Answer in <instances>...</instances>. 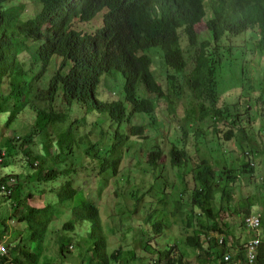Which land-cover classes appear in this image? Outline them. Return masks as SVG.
<instances>
[{"label": "trees", "instance_id": "1", "mask_svg": "<svg viewBox=\"0 0 264 264\" xmlns=\"http://www.w3.org/2000/svg\"><path fill=\"white\" fill-rule=\"evenodd\" d=\"M36 1L41 4L37 13L19 17L9 7L11 0H0V106L3 99L12 100L13 103L8 101L6 107H13V112L19 118L18 126L24 128L20 136L9 140L12 147L0 160V242L7 250L6 253H0V264H42L39 251L48 225L43 219L49 213L50 205L47 201L52 199L53 189L43 188L38 192L36 189L41 187L30 182L36 178L40 182L43 178L65 175L64 171L56 168H49L45 173L39 170L34 172L33 168L28 167L33 165L34 157L29 156L30 159H23L24 163H16L15 168L8 169L11 166L9 153L13 160L20 154L22 147L36 144L35 140L39 137L42 141H50L48 145L42 143L41 149L45 147V150L52 152L55 147L54 138L58 135L61 140L72 137L69 130L72 129L71 124L75 121L76 124L85 123L80 112L88 115L93 109L106 113L114 124L129 125V133L123 143L128 142L131 136L141 138L137 140H146L149 138L148 134V138L145 137L146 127L157 129L155 123L159 100L167 102L174 109L177 104H181L189 106L187 109L191 110L194 104V116L185 120L186 125L180 130L179 141L171 142L169 153L174 168L188 164L190 139L195 141V149L203 142H208L207 131L200 127L194 129L198 122L207 119L212 120L211 127L215 133L211 142L218 145L219 150L225 149L224 153H228L222 142L235 141V145L242 151L246 162L242 161L240 167L228 170L226 175L217 176L210 165H203L201 162L192 167L195 181L193 210L188 216L195 224H199V228L193 236L187 238L185 246L205 252L210 258L209 264H248L249 243L229 247L227 232L222 231L215 221L223 219V203L232 198L227 193L229 180L234 182L242 175H249L252 179L258 167L254 164V158H250L251 155L247 153L253 146V141L250 140L249 143L247 140L246 128L251 122L248 113L250 106L245 107V111L241 113L227 101H224V107H218L217 103L223 95L221 86L225 81V70L230 67L236 72L243 70L236 58L243 48L235 44L233 37L249 32L254 39V49L264 53V0ZM204 23L210 33L209 39H204L199 31ZM86 25L93 27L92 30L82 28ZM23 54L26 56L21 57ZM153 55L161 58V69L167 72L168 90H165V86L155 75ZM190 58L193 59V69L189 78L185 79L187 83H184L180 79L191 66ZM47 74L50 76L47 77ZM112 74H120L123 78V99L102 101L98 97L99 87L103 78ZM261 87L264 92L263 83ZM254 101L260 108L257 111L264 122V95L261 93ZM27 106L32 108L28 109ZM70 110L73 113L76 111L74 114L77 116L72 120L68 118V121L67 112ZM23 113L27 116L23 117ZM33 113L36 115L35 121L32 119V127L26 130L24 122H28ZM140 115L151 117L150 125H134V119ZM65 123V127L50 128L52 124ZM219 124L228 128L222 135L218 131L221 126ZM162 129L170 133L168 128ZM64 131L69 134L62 133ZM54 133L57 134L55 137ZM75 134L77 135V131L73 133L74 137ZM157 147L161 148V145ZM117 150L118 147H115L112 154L115 155ZM250 151L251 154L259 151L257 155L264 156V148L261 152ZM26 152L29 150H25ZM42 152L43 150L39 152L40 155ZM95 152L100 155L108 154L98 150ZM160 156L161 150L154 152L150 162L155 163ZM119 159L121 153L119 158L114 157L115 174ZM43 161L47 164L50 160L44 158ZM23 167L25 173L32 171L27 176L30 179L26 184L30 183L32 187L28 190H23L26 185L22 180ZM76 175L62 183L61 191L56 194L59 200L75 198L78 192L74 187ZM261 179L264 182V177ZM218 192L221 195L216 199ZM182 203V200L177 202V209L181 208ZM227 211L231 212V205L227 207ZM73 212L76 221H86L85 232L91 239L89 249L92 251L89 263L94 264L92 259H96L95 264H109L105 243L99 244L104 239L101 235L102 218L99 208L90 201H83L81 207ZM258 213L263 215V228L257 264H264V207L237 212L236 216L242 217L244 224L247 217ZM10 218L26 223L28 237L33 244L26 247L20 243L21 240H9L7 243L2 240L3 234L12 228L8 224ZM209 220L214 221L212 228L209 227ZM74 224L73 220L64 224L66 233L57 242L59 253L63 257L71 253L73 248L71 235L67 232ZM165 227L163 222L152 224L151 240L143 248L145 258L135 256L134 259L145 260L148 253L152 252V258L146 264H191L186 261L181 243L166 241V245L161 246ZM248 233L253 237L257 235V232L251 230ZM217 236L223 237L221 244ZM203 238H207V241L204 242ZM120 252V249L116 250V254H112L113 258L118 259ZM157 254L161 257L153 259ZM228 254L231 255L230 261L226 260ZM84 257L82 264L87 260L86 254ZM43 264L60 262L47 259Z\"/></svg>", "mask_w": 264, "mask_h": 264}, {"label": "rangeland", "instance_id": "2", "mask_svg": "<svg viewBox=\"0 0 264 264\" xmlns=\"http://www.w3.org/2000/svg\"><path fill=\"white\" fill-rule=\"evenodd\" d=\"M9 7L21 17L25 14L37 13L41 8V4L36 0H11ZM82 28L90 31L93 27L86 25ZM199 31L204 39L210 38L206 23L199 28ZM247 39L248 41H246ZM233 40L237 46L243 48L236 58H238L237 63L242 64L240 68L244 72L243 70L236 72L232 67L225 70V81L221 86L223 95L221 99L219 98L217 106L224 107V101H227L235 105L241 113L245 111V107L250 106L248 113L251 122L246 123V128L248 129L247 140L249 143L252 140L253 146L247 150L249 151L247 153L251 155L250 158H254V164H257L258 167L252 179L249 175H242L238 180L232 179L234 182L229 180L227 193L232 198L226 199L225 201L227 202L223 203L224 210L221 212L223 219L215 222L219 223V228L222 231L227 232L228 240L239 247L238 238L244 244L243 238L253 237V235L248 233L249 230L245 228L242 217L238 218L236 213L264 207V182L261 179L264 177V156L257 155L259 151L254 154H251L250 151L260 150L261 152L264 148L263 117L259 115L257 109L260 108L254 101V98L261 93L264 95L263 86L261 87L262 83L264 85V53L261 55L254 49V39L249 32L235 36ZM25 56L26 54H23L21 57ZM153 59L155 60V75L165 86V90H168L167 72L161 69V58L153 55ZM189 61L191 66L180 79L184 83H187L185 79L189 78L193 69V59L190 58ZM234 73L244 75L236 76L233 75ZM46 76L49 77L50 75L47 74ZM123 82L120 74L104 77L98 91L99 99L102 101L123 99ZM252 85L254 88H252ZM8 101L13 103L12 100L3 99V103L0 106V149L5 150L6 154L7 150L12 147L9 144V140L20 136L24 131L23 127L18 126L19 118L13 112V107H6ZM21 105L23 106L24 104L21 103ZM192 105L193 108L194 104ZM27 107L28 109L32 108L31 106ZM187 108L190 107L177 104L176 109H174L167 102L159 100V110L155 123V128L157 129L148 126L145 133L146 138L149 136L148 139L137 140L141 138L131 136L128 142L125 143H123V140L126 139L125 137L129 133L128 124L123 126L114 124L106 113L97 109H93L88 115H85L83 111H79L85 123L79 122V124H76V121L72 123V129L69 128L72 132V137L69 136L68 139L61 140L60 136H56L57 134L54 133V137L56 136L53 140L55 147L52 152L45 150V147L41 149L42 143L43 145H48L50 141H42L41 137H39L35 140L36 144L22 147L20 154L18 153L13 160L9 153L11 166L8 169L15 168L14 165L16 163L18 165L24 163L23 159L28 160L34 157L33 161L34 163L38 162V165L35 166L33 163V165L28 166L33 168L34 172L37 167L39 169L36 171L39 170L42 173H45L49 168H56L65 172L64 177L59 175L54 178H43L40 182L36 178V180L30 182H35V186L41 187L36 189L38 192L43 188L53 189L52 199L47 201L48 205H50V210L43 219V222L45 224L48 223V225L42 249L39 251L42 264L47 259L57 260L60 264H82V258L85 254L87 255V260L83 264H90L92 251H90L89 245L91 244V239L85 232L86 221H76L73 215V210L80 208L83 201L93 202L100 209L102 218L101 235L104 239L99 241V244L105 243V252L110 261L109 264H146L152 258V252L148 253L149 256L145 260H140L139 258H145L146 253L143 252V248L151 240L152 224L157 222H163L166 226L163 228L165 236L161 246L166 245V241L172 243L174 240L176 244L181 243L188 263H210V258L205 252H199L196 248L185 246L187 245V238L193 236L195 230L199 228V224H195L188 216L189 212L193 210L192 193L195 181L193 180L192 167L197 162H201L203 165L208 164L219 176L226 175L230 169L240 167L241 162L245 160L242 156V151L239 150L237 144V146L235 145V141L222 142L224 147L231 153H224L225 149L221 151L218 145H214L211 142L215 138V133L213 127H211L212 120L207 119V121L198 122L199 124L195 125L194 129L200 127L201 130L207 131L208 142H203L199 148L195 149V141L190 139L188 143L190 157L188 164H184L180 168H174L171 164L169 153L172 148L171 142L179 141L181 137L180 130L186 125L185 120L194 116L192 108L191 110ZM74 113L72 110L67 112V119H74L77 116ZM34 115V113L31 114L28 122H24L26 130L32 127L31 124L35 121L34 118L36 116ZM22 116L26 117L27 114L23 113ZM244 116L248 117L246 114ZM151 121V117L140 115L133 122L134 125H150ZM66 125V123L60 125L52 124L50 128L65 127ZM218 126H220L218 131H221V135L228 130L227 127L223 128L222 124ZM162 128H168L170 133H167ZM75 131H77V135L75 134L76 136L74 137L73 133ZM155 131H160V133H155ZM62 133L69 134L67 131ZM158 145H161V148H158ZM115 147H118L119 150L113 155ZM89 149L93 150L87 151ZM25 150H29V152L25 153ZM41 150H43L42 155L39 153ZM96 150L108 154L100 155L95 152ZM158 150H161V156L155 163H151L150 158ZM120 153L121 159L118 160V170L117 174H115L113 171L114 157L119 158ZM255 155L257 156L255 157ZM44 158L49 159V163L44 164ZM245 159L247 160L246 157ZM24 170L25 167L21 169L23 173L22 180L23 184H26L27 180L30 179L27 176L32 171L25 173ZM76 174L74 187L78 192H76L75 198L59 200L56 194L61 191L62 183L71 177H75ZM30 183L24 185L23 190L32 188L29 185ZM48 195L51 196V193H48ZM220 195L221 193L218 192L216 199ZM179 200H182L183 203L181 208L177 209ZM229 205H231V212L227 211ZM71 220L75 224L67 233L71 235L73 248L70 246L71 253H67L66 257H63L59 253L57 242L66 233L64 224ZM8 224L12 228L3 234L4 239L2 240L5 243L9 240H15V242L21 240L20 243L26 247L33 244L30 237H28V229L25 222H20L17 218H10ZM213 226L214 221L209 220V227L212 228ZM217 237H219L220 241L223 239L222 236ZM203 241L206 242L207 238H203ZM118 249L121 252L118 254V259H114L112 254H116ZM135 256L139 258L134 259ZM160 257L157 254V257L155 256L153 259H159ZM92 261L95 264L96 259H92Z\"/></svg>", "mask_w": 264, "mask_h": 264}, {"label": "built area", "instance_id": "3", "mask_svg": "<svg viewBox=\"0 0 264 264\" xmlns=\"http://www.w3.org/2000/svg\"><path fill=\"white\" fill-rule=\"evenodd\" d=\"M4 154V152L2 153ZM2 158H0L1 160ZM245 228L253 232H257L256 237L248 244L247 249V262L248 264H257L259 256V248L262 244L261 231L263 228V215L262 213L250 215L245 220ZM7 250L4 247L3 243L0 242V253H6ZM227 261L231 260V255H227Z\"/></svg>", "mask_w": 264, "mask_h": 264}, {"label": "crops", "instance_id": "4", "mask_svg": "<svg viewBox=\"0 0 264 264\" xmlns=\"http://www.w3.org/2000/svg\"><path fill=\"white\" fill-rule=\"evenodd\" d=\"M29 202H30L31 204H34L33 201H29ZM248 232H249V231H248ZM237 238H238V237H237ZM254 238H255V236H254L253 238L250 237V239H249L248 241H246L247 238H243V242H244V244H247V243H249V242H250L252 239H254ZM237 240H239V242L241 243V239L238 238ZM227 242H228V246H229V247H232V248H233L234 246H235V247H238L235 243H231V241H227ZM240 243H239V244H240Z\"/></svg>", "mask_w": 264, "mask_h": 264}, {"label": "clouds", "instance_id": "5", "mask_svg": "<svg viewBox=\"0 0 264 264\" xmlns=\"http://www.w3.org/2000/svg\"><path fill=\"white\" fill-rule=\"evenodd\" d=\"M258 52H259V51H258ZM259 53H260V52H259ZM260 54H261V53H260ZM261 55H262V54H261ZM3 152H4V154H2ZM4 155H6V152H5V150L2 149V151H0V158L3 159V158H4ZM33 160H34V159H33ZM34 165L37 166V165H38V162H35ZM37 169H39V168H36V169H35V172H36ZM76 176H77V175H76ZM75 179H76V178H75ZM92 203H93V202H92ZM94 204H95V203H94ZM95 205H96V204H95ZM96 206H97V205H96ZM97 207H98V206H97ZM98 208H99V207H98ZM99 210H100V209H99ZM252 240H253V239H252ZM252 240H251V241H252ZM251 241H250V242H251ZM222 242H223V239L220 241V244H221ZM250 242H249V243H250ZM228 255H230V254H228Z\"/></svg>", "mask_w": 264, "mask_h": 264}]
</instances>
